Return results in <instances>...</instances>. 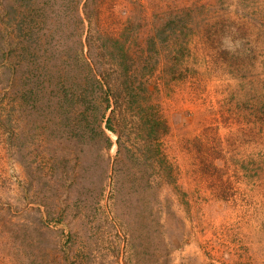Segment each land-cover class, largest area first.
<instances>
[{
    "label": "rangeland",
    "instance_id": "obj_1",
    "mask_svg": "<svg viewBox=\"0 0 264 264\" xmlns=\"http://www.w3.org/2000/svg\"><path fill=\"white\" fill-rule=\"evenodd\" d=\"M0 264H264V0H0Z\"/></svg>",
    "mask_w": 264,
    "mask_h": 264
}]
</instances>
